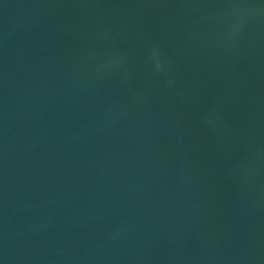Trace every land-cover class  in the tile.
I'll list each match as a JSON object with an SVG mask.
<instances>
[{
    "label": "water",
    "instance_id": "1",
    "mask_svg": "<svg viewBox=\"0 0 264 264\" xmlns=\"http://www.w3.org/2000/svg\"><path fill=\"white\" fill-rule=\"evenodd\" d=\"M0 264H264V0H0Z\"/></svg>",
    "mask_w": 264,
    "mask_h": 264
}]
</instances>
